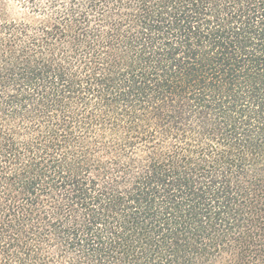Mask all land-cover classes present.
Here are the masks:
<instances>
[{
    "label": "trees",
    "instance_id": "16d2710c",
    "mask_svg": "<svg viewBox=\"0 0 264 264\" xmlns=\"http://www.w3.org/2000/svg\"><path fill=\"white\" fill-rule=\"evenodd\" d=\"M0 264H264V0H0Z\"/></svg>",
    "mask_w": 264,
    "mask_h": 264
}]
</instances>
